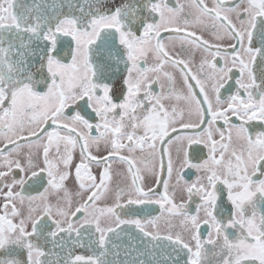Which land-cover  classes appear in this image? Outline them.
Returning a JSON list of instances; mask_svg holds the SVG:
<instances>
[{
    "label": "snow or ice",
    "instance_id": "obj_1",
    "mask_svg": "<svg viewBox=\"0 0 264 264\" xmlns=\"http://www.w3.org/2000/svg\"><path fill=\"white\" fill-rule=\"evenodd\" d=\"M0 264H264V0H0Z\"/></svg>",
    "mask_w": 264,
    "mask_h": 264
}]
</instances>
